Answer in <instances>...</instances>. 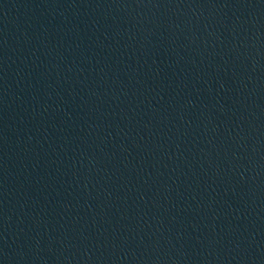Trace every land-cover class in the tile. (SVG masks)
<instances>
[{"label": "water", "instance_id": "obj_1", "mask_svg": "<svg viewBox=\"0 0 264 264\" xmlns=\"http://www.w3.org/2000/svg\"><path fill=\"white\" fill-rule=\"evenodd\" d=\"M0 264H264V0H0Z\"/></svg>", "mask_w": 264, "mask_h": 264}]
</instances>
